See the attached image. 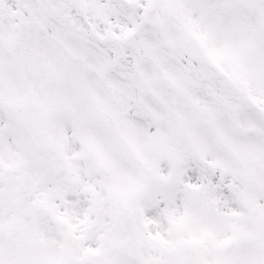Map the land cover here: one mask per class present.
<instances>
[{
    "label": "snow or ice",
    "instance_id": "obj_1",
    "mask_svg": "<svg viewBox=\"0 0 264 264\" xmlns=\"http://www.w3.org/2000/svg\"><path fill=\"white\" fill-rule=\"evenodd\" d=\"M0 264H264V0H0Z\"/></svg>",
    "mask_w": 264,
    "mask_h": 264
}]
</instances>
